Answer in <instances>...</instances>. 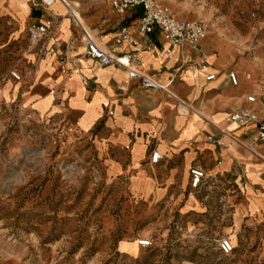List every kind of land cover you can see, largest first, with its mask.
I'll list each match as a JSON object with an SVG mask.
<instances>
[{
    "label": "crops",
    "instance_id": "obj_1",
    "mask_svg": "<svg viewBox=\"0 0 264 264\" xmlns=\"http://www.w3.org/2000/svg\"><path fill=\"white\" fill-rule=\"evenodd\" d=\"M53 1L46 6L41 0H0V97L9 83V100L19 101L20 108L36 115L55 116L70 125L104 175L110 180L123 178L120 186L135 200L147 203L149 209L157 206L165 218L175 211H208L220 225V237H228L233 251L241 252L237 264H261L264 143L247 139L246 127L226 126L237 141L218 130L232 110L251 106L245 100L251 85L245 78L237 86L229 83L223 67L214 58L209 61L214 54L208 53V44L202 42L205 38L196 48L173 46L167 56L168 44L156 30L148 35L139 32V9L115 11V16L106 18L105 0ZM81 2L87 6L81 7ZM71 11L81 15L104 46L112 43L121 27H127L128 39L117 51L136 53L142 69L160 84L169 82L175 97L142 87L122 67L85 56L81 29ZM46 17H52L54 26L52 37L43 45L56 44V54H35L29 43L20 53L21 44L29 40L26 26ZM134 39L136 46L131 42ZM68 46L73 49L64 50ZM16 48L21 57L11 66H16L19 79L8 74L5 59V51L12 50L14 55ZM201 55L208 63L204 69L191 65ZM59 57L68 69L76 65L87 83L71 70L60 73ZM211 72L216 78L206 80ZM257 101L259 108L264 99L257 95ZM207 136L220 139L224 146ZM153 150L161 155L156 163L150 161ZM191 167L206 173L196 190L190 187Z\"/></svg>",
    "mask_w": 264,
    "mask_h": 264
},
{
    "label": "rangeland",
    "instance_id": "obj_2",
    "mask_svg": "<svg viewBox=\"0 0 264 264\" xmlns=\"http://www.w3.org/2000/svg\"><path fill=\"white\" fill-rule=\"evenodd\" d=\"M157 1L178 19L206 21L209 61L264 99V0ZM28 43L5 51L10 76ZM9 87L0 97V264H237L241 252L217 248L213 214L149 209L123 178L104 175L70 125L20 108ZM147 236L151 247H140Z\"/></svg>",
    "mask_w": 264,
    "mask_h": 264
},
{
    "label": "built area",
    "instance_id": "obj_3",
    "mask_svg": "<svg viewBox=\"0 0 264 264\" xmlns=\"http://www.w3.org/2000/svg\"><path fill=\"white\" fill-rule=\"evenodd\" d=\"M41 2L49 6L52 0H41ZM111 8L116 12H124L127 10H140V16L137 24L139 32L143 35L153 33L155 30L168 44L165 49V54L170 56L173 46H191L196 48L199 43L207 36L208 23L204 20H186L178 19L175 17L173 11L166 5L159 3L157 0H110ZM73 21L79 25L81 29V41L84 47V54L87 57L98 60L104 65H115L122 67L127 72L129 78L138 79L140 85L144 88H157L163 90L167 96L175 97L169 90V82L160 84L150 74L145 72L141 67L140 59L137 54L132 53H119L116 47L124 40L128 39V28L121 27L119 33L114 37L109 46H104L99 43L94 34L80 22L77 14L73 11L70 12ZM54 20L52 17H46L40 22H33L26 26V32L29 39V48L35 54H56L57 45L51 44L50 46L43 45L48 41L52 35V28ZM132 45L136 46L138 40H131ZM72 46L65 47L64 50H72ZM194 67L204 69L208 66L207 60L204 56H200L198 61L191 62ZM58 69L60 73L66 74L69 70L77 74L79 79L86 84L87 78L80 72L76 65L70 69L64 65V59L58 58ZM12 77L19 79V74L12 72ZM226 77L229 83L233 86L239 84V78L235 71H228ZM216 78V73L211 72L205 76L206 80H213ZM246 102L251 106H241L232 110L223 119V125L218 127L221 134L229 136L231 139L236 140L227 130L226 126L234 124L238 127H246L243 132L247 139L255 143H264V101L260 103L257 108V94L250 93L245 97ZM111 113V111H109ZM207 139L212 140L219 146H224V142L220 139H213L207 136ZM161 158L157 151H152L150 161L156 163ZM190 174V187L196 190L202 178L206 177V173L200 167H191ZM138 245L142 248H148L152 245V238L150 236L138 239ZM218 250L224 254H230L233 251L232 242L228 237H220L217 240Z\"/></svg>",
    "mask_w": 264,
    "mask_h": 264
},
{
    "label": "bare ground",
    "instance_id": "obj_4",
    "mask_svg": "<svg viewBox=\"0 0 264 264\" xmlns=\"http://www.w3.org/2000/svg\"><path fill=\"white\" fill-rule=\"evenodd\" d=\"M52 2H54V1L52 0ZM76 14H77V12H76ZM77 16H78L80 22L82 23V25L85 26L86 28H88V27H87V26L81 21V15L78 14ZM230 126L232 127V126H234V124H231ZM232 243H233V242H232Z\"/></svg>",
    "mask_w": 264,
    "mask_h": 264
}]
</instances>
